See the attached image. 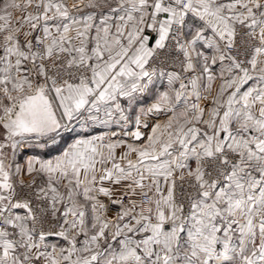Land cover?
Wrapping results in <instances>:
<instances>
[{"label":"snow or ice","instance_id":"obj_1","mask_svg":"<svg viewBox=\"0 0 264 264\" xmlns=\"http://www.w3.org/2000/svg\"><path fill=\"white\" fill-rule=\"evenodd\" d=\"M0 264H264V0H0Z\"/></svg>","mask_w":264,"mask_h":264}]
</instances>
